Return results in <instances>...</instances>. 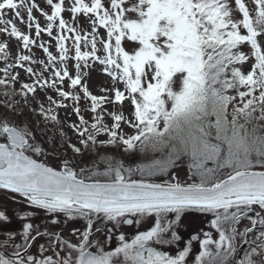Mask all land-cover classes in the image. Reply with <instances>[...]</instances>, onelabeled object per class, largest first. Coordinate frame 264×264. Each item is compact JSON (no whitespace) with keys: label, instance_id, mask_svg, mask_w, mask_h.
<instances>
[{"label":"snow or ice","instance_id":"obj_1","mask_svg":"<svg viewBox=\"0 0 264 264\" xmlns=\"http://www.w3.org/2000/svg\"><path fill=\"white\" fill-rule=\"evenodd\" d=\"M46 2L50 12L0 0V34L20 49L0 42V108L15 117H0V189L51 225L84 227L65 237L25 211L19 233L0 229V264H264V0ZM96 65L111 81L99 95L87 83ZM108 149L153 158L125 165ZM189 213L210 215L218 238L202 229L183 240ZM125 227L130 241L120 234L107 250L105 233Z\"/></svg>","mask_w":264,"mask_h":264},{"label":"rangeland","instance_id":"obj_2","mask_svg":"<svg viewBox=\"0 0 264 264\" xmlns=\"http://www.w3.org/2000/svg\"><path fill=\"white\" fill-rule=\"evenodd\" d=\"M43 2L44 5H40ZM87 2V0H86ZM40 8L43 9L44 11H48L49 10V6L47 5L45 0H41L40 1ZM38 11L34 10L33 15L36 18V21L40 23L41 27H45L46 26V19L40 15H37ZM22 15H25V19H26V13H24L22 11ZM63 16L65 18V20L71 21V16L68 12L63 13ZM88 21L87 18L84 17L83 15H81L79 17V25L81 27H85L87 28L88 25ZM17 26L22 30L25 31V29H28L26 24H20L17 21ZM90 31V29H88ZM101 34H103V30L101 29ZM34 36V28L32 29V33ZM40 41L45 42L49 47L50 50L53 52V54H56V49H55V41L52 40L50 37L47 36L46 33H43L41 35V37L39 38ZM7 41L9 44V50L11 52V54L13 56L16 55V53L20 50L18 48V42L15 40V38H10L6 35L0 34V42H5ZM68 45L69 47L71 46V41H68ZM126 47H130L129 45H126ZM25 54H28L25 51ZM32 54L35 56L36 59H46V55L43 53L42 49L36 47V46H32ZM73 62L70 61L69 64L71 66ZM3 62L0 61V67H2ZM20 71V77L21 79L25 78V74L23 72V70H19ZM87 83L89 85V88L91 91H93L94 94H101L99 89L101 86L104 87H108L111 84L110 78H108L101 70V66L96 65L95 68L90 72L89 77L87 78ZM19 87V85H17V88ZM130 109L128 108L127 105H125V112L127 114V111H129ZM4 115H8L9 119H15V117L12 114L6 113V111L2 108H0V117L4 116ZM29 115V114H26ZM62 120L65 119V114L63 112V110H61V117ZM72 120H75V117H72ZM125 131H131L129 129H125ZM71 135V133H69ZM37 139L39 140L40 137L38 136ZM106 152L107 155L113 156L116 160H121L123 161V163L125 165H137V164H141V163H150L151 159L153 158V154L152 153H136L135 155L129 154V153H124L120 150H112V149H108V150H104ZM85 161H88L87 166L91 167V160L92 157L90 156H85L84 157ZM49 163L55 165L57 163V161L49 159L48 161ZM75 163L78 165L80 164V159L77 158ZM105 167V165L101 164L100 168L103 169ZM176 174L180 177L181 180H185L188 177V169L186 166H181L177 169H175ZM138 177V175H137ZM15 197V198H14ZM0 210L5 211L6 215L10 218V222L7 223H0V229L4 230V231H13L16 233H19L22 230V224L25 222L24 220H21L19 217H21L23 215V213L25 211H33L35 212V215L30 219V221L33 223L34 225H38L40 226L41 230H44L46 227L51 231L54 227V225L50 224V220H43L40 219L43 216L38 214V211L35 209L30 208L24 201L23 198L19 197L16 194H11L7 191H4L2 189H0ZM38 218V219H37ZM45 218V217H43ZM62 218V217H61ZM41 220V221H40ZM63 221V220H61ZM61 225H63V223L61 222ZM34 234V233H33ZM0 235H3V232H0ZM16 242L17 243H22V240L17 237L16 238ZM39 244H46V239H38L34 246L30 249V251L34 252L35 254H38V245ZM107 250H112V249H107ZM9 255H11V249H9L8 252Z\"/></svg>","mask_w":264,"mask_h":264},{"label":"flooded vegetation","instance_id":"obj_3","mask_svg":"<svg viewBox=\"0 0 264 264\" xmlns=\"http://www.w3.org/2000/svg\"><path fill=\"white\" fill-rule=\"evenodd\" d=\"M38 214L42 215L45 218H40L43 220H50L49 217L42 211V210H37ZM210 215L208 214H201V213H189L186 215L184 218V224L183 226L179 229V233L182 235L183 240H187L190 238L192 234H195L199 232L200 230H211L214 234L215 238H218V235L215 233L214 229H210ZM38 219V218H37ZM63 220V218H60ZM41 221V220H40ZM63 223V221H61ZM151 222L149 223H144L139 226L140 230H145L150 226ZM72 227H77V228H83L84 227V222H69L67 225L63 223V225L57 224L54 225L53 229L51 231H60L62 230L63 235L67 237L72 229ZM136 231L135 228L133 227H125L121 229H113L110 234L105 233V236L110 235L111 239L108 242L107 249H112L114 250L115 246H118V236L120 234H126L127 238L131 239V236L134 234ZM99 238H105V236H100V234H96ZM74 239V238H73ZM193 251L198 254V244L196 242H193Z\"/></svg>","mask_w":264,"mask_h":264},{"label":"trees","instance_id":"obj_4","mask_svg":"<svg viewBox=\"0 0 264 264\" xmlns=\"http://www.w3.org/2000/svg\"><path fill=\"white\" fill-rule=\"evenodd\" d=\"M40 1H41V0H35V2H36L38 5L40 4ZM42 1H43V0H42ZM45 1H46V0H45ZM46 3H47V2H46ZM44 4H45V3H44ZM44 4H43V2H42L40 5H44ZM40 5H39V7H40ZM48 12H50V8H49ZM39 13H40V12H39ZM11 15H12V13L9 12V13H8V18H10ZM2 66H3V65H2Z\"/></svg>","mask_w":264,"mask_h":264}]
</instances>
